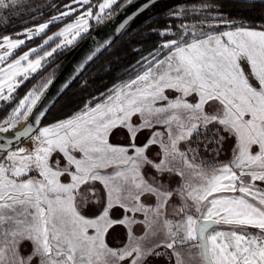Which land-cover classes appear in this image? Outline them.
Returning a JSON list of instances; mask_svg holds the SVG:
<instances>
[{
	"label": "snow or ice",
	"instance_id": "6c2138e0",
	"mask_svg": "<svg viewBox=\"0 0 264 264\" xmlns=\"http://www.w3.org/2000/svg\"><path fill=\"white\" fill-rule=\"evenodd\" d=\"M118 3L37 6L41 18L44 8L55 14L16 38L0 36V102L14 105L0 118V264H154L164 258L167 264H264V23L230 19L217 0H178L163 29L152 30L160 42L120 74L126 78L117 77L63 118L41 126L46 113L38 105L51 77L17 96L54 53L89 31L90 21L119 15L113 11ZM152 3L145 0L137 12ZM20 6L22 0H0V9ZM56 22L63 26L39 47L12 58ZM50 41L55 46L40 55ZM245 62L250 74L241 67ZM209 125L219 126L210 160L199 150ZM119 129L130 143L110 141ZM145 130L150 136L138 145ZM229 137L232 155L222 161ZM29 138L31 145L19 146ZM153 146L155 160L147 155ZM56 153L64 167L50 163ZM97 185L105 206L90 215L92 203L80 193L88 188L95 196ZM117 207L124 215L113 221L109 213ZM114 223L124 225L126 236L110 246L106 235Z\"/></svg>",
	"mask_w": 264,
	"mask_h": 264
},
{
	"label": "trees",
	"instance_id": "16d2710c",
	"mask_svg": "<svg viewBox=\"0 0 264 264\" xmlns=\"http://www.w3.org/2000/svg\"><path fill=\"white\" fill-rule=\"evenodd\" d=\"M93 1L97 2V0ZM120 1L121 0H119V3L114 6L115 10L120 8ZM66 2H68V0H55L54 4L60 5L62 8L63 3ZM217 2L222 5L223 11L229 14L230 19L247 20L253 23H264V2H260V0H217ZM177 3L178 0H160L135 17L122 30L118 38L85 69L82 75L57 100L54 107L47 114L42 125L47 123L54 115V112L59 111L62 106H70V108L67 109L66 112L60 114L56 119L63 118L66 113L75 110L77 105L83 106V103L93 95V82L97 77L95 75L99 73V71L103 69L104 66H109L111 71L118 75L122 70L137 61L139 57H141L140 55H145L151 49H153L160 41L156 35L152 34V30L163 29L164 25L168 22L166 20L168 10ZM53 14H55L54 9L44 8L43 18H41L38 13H34L30 16H27L26 18L13 19L7 21L6 23L0 22V36H12L27 27L45 22ZM172 23L175 24L177 21L173 20ZM99 24L100 23H90L89 31L85 33L83 37L79 39L73 46L58 50L56 53H54L53 56L48 59L44 68L41 69L37 74H33V78L27 80L24 85L18 89L17 96L22 97L31 87V85L37 80V78L43 74H46L48 70L52 69L53 73L55 74L60 66L68 58L70 53L79 44V42ZM61 26H63L62 22L54 23L48 30H46L45 34H42L40 37H35L31 41H27L24 46L16 51L12 58L14 59L16 56L20 55L23 51H27L29 48L39 47V45L42 44L43 40L48 35L54 33ZM57 41L58 40H56L55 43ZM55 43L50 41L49 45L44 46L43 50H40L39 53L51 50ZM138 47L139 49L135 50ZM96 65H99L100 67L97 69ZM91 71H96V73H91ZM7 109L8 108H5L3 110L2 114H0V117L6 112ZM251 231L255 232L257 230Z\"/></svg>",
	"mask_w": 264,
	"mask_h": 264
},
{
	"label": "rangeland",
	"instance_id": "374dc122",
	"mask_svg": "<svg viewBox=\"0 0 264 264\" xmlns=\"http://www.w3.org/2000/svg\"><path fill=\"white\" fill-rule=\"evenodd\" d=\"M92 2H93V4L96 3L93 0H92ZM120 2H121V5H123V4L127 3V0H121ZM54 3H55V0H22V6H20V7L9 8V9H6V10L5 9H0V22L1 23H6L7 21H10V20H13V19L26 18L27 16H30V15L36 13L34 11L35 7H37V6L43 7L44 5L54 4ZM113 11L115 12L116 10L113 8ZM105 19H107V18H105ZM90 23L94 24V23H97V22L95 20H92V21H90ZM223 30H225V29L221 28V31H223ZM22 31H20V32H22ZM20 32H18V33H20ZM15 34L12 35L14 38H16ZM18 38L23 39L25 37L24 36H20ZM58 42H59V40L56 43H58ZM138 49H139V47L136 48L135 50H138ZM39 54L43 55V52L39 53ZM140 56H142V55H140ZM33 58H34V56H33ZM100 66H101V64H100ZM100 66L96 65L97 69ZM241 67L244 69L246 74H250L251 70H250V67L247 66L246 62L242 63ZM91 73L95 74L96 71H94V72L91 71ZM91 73H89V74H91ZM53 74L54 73H53L52 69L48 70V72L46 74H43V75L39 76L37 78V80L31 85V87L27 91L31 90L34 85L35 86H39L42 78H47V77H51L52 78ZM95 76H97V77H96L95 81L93 82V84H94V92H93L92 96L97 95L99 92L105 91V89L107 87H110L113 83H115L117 81V77H120L121 79L126 78V77L121 76L120 74H118V75L114 74L111 71L109 66H107V67L104 66L103 69H101L99 71V73H97ZM89 81H90V78H89ZM26 92H25V94H26ZM168 95L170 97L174 98L175 95H178V94L177 93H168ZM91 97L88 98L84 103H86L89 99H91ZM188 99H189V102H195V98L194 97H189ZM13 106L14 105L10 104V103L5 105L4 103L0 102V114H2V112H3V110L5 108H8L6 110V112L0 118L5 117L8 114V112L10 111L11 107H13ZM69 108H70V106H62L59 111H55L54 112V115L49 119V121L47 123H45V124H43L41 126L47 125V124L57 120L56 118L60 114L66 112V110L69 109ZM20 123H18L16 125V128L19 126ZM218 128H219L218 125H209L208 131H207L206 134L204 133L203 130L201 131V136L199 137V143H200V149L199 150L203 154V158H205V159H209L210 160V159L213 158V153H214V150H215L214 149L215 141L213 140V134L218 130ZM149 136H150V132L149 131H147V130L141 131L138 134V136H137L136 143L138 145L139 144H143L147 140V138ZM110 141L112 143H121V144H125V145L130 143L129 135H128V133H127V131L125 129L116 130L115 134L110 137ZM31 143H32V141L29 138V139L24 141L19 146L20 147H28L29 145H31ZM196 143H197V140L194 139L193 140V144L195 145ZM234 143H235L234 142V138L229 137L227 142L223 145L224 151L221 153L220 160L227 161L228 159L231 158L232 147H233ZM13 150H15V148ZM256 150H258V149L256 147H254L253 151H256ZM157 152H158V148L156 146H153L152 148H150L148 150L147 155H148L149 158L155 160L157 158L156 157V153ZM57 161H60V167H64L65 164H66V161L63 159L62 155L59 154V153L54 154V156H53L52 160L50 161V163L52 164L53 167H55ZM149 171H151V170L146 169L145 170L146 174H150ZM31 175L35 177L37 175V173L33 172ZM67 180H68L67 176L62 177V182H67ZM101 187L102 186L97 185V195H95V196L89 194V189L88 188H82L81 189V193H80L81 197L88 199L92 203V209H91L90 215H92V214L99 215L104 210V206H105L104 202L102 200H100V196H99V189ZM98 200H100L99 203H97ZM169 211H171V209H169ZM123 215H124L123 210L119 209L118 207L114 208L109 213V217L113 221H119L120 219L123 218ZM137 232H139V229H137ZM125 236H126V228L124 227V225H121L119 223H114L112 225V227L108 230V233L106 235V240H107V243L110 246H117V245H120L125 240ZM24 250L25 251L29 250L27 245H25V249ZM184 258H185V260H189V256H188L187 252L184 253ZM197 259H198V257H197ZM154 264H167V258H164L163 260L154 261Z\"/></svg>",
	"mask_w": 264,
	"mask_h": 264
},
{
	"label": "water",
	"instance_id": "95a60500",
	"mask_svg": "<svg viewBox=\"0 0 264 264\" xmlns=\"http://www.w3.org/2000/svg\"><path fill=\"white\" fill-rule=\"evenodd\" d=\"M158 1L160 0H153V3L151 5L155 4ZM144 3L145 0H133V2L129 4L126 8H124L122 12L120 11V8L117 9L114 13H119V15H114L110 19H105L79 42V44L70 53L65 62L52 76L53 83L46 90L44 97L40 101L38 105L39 110L44 111L47 116L49 111L54 107L57 100L82 75L85 69L118 38L122 30L135 17L145 11L142 10L140 12H137V9H140ZM133 13H136V15H134L131 20H128L124 28L117 31L119 26L124 23V21L129 16H132ZM89 56H92L91 60L88 59ZM137 61H135L131 65H134ZM81 65H83V67H81ZM130 66H128L127 68H129ZM124 70H122L120 74ZM46 116L43 118V122ZM23 127L24 123L20 128L17 129L19 130ZM26 140L27 139L23 140V142ZM23 142H21L20 145Z\"/></svg>",
	"mask_w": 264,
	"mask_h": 264
},
{
	"label": "bare ground",
	"instance_id": "6f19581e",
	"mask_svg": "<svg viewBox=\"0 0 264 264\" xmlns=\"http://www.w3.org/2000/svg\"><path fill=\"white\" fill-rule=\"evenodd\" d=\"M23 123H24V121H22L17 128H20Z\"/></svg>",
	"mask_w": 264,
	"mask_h": 264
},
{
	"label": "crops",
	"instance_id": "0c3cea01",
	"mask_svg": "<svg viewBox=\"0 0 264 264\" xmlns=\"http://www.w3.org/2000/svg\"><path fill=\"white\" fill-rule=\"evenodd\" d=\"M150 170V169H149ZM151 171H149V173H150ZM147 203H152V201L151 200H149V201H147Z\"/></svg>",
	"mask_w": 264,
	"mask_h": 264
}]
</instances>
